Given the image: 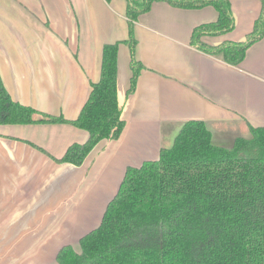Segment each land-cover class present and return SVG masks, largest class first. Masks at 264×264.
Here are the masks:
<instances>
[{
	"label": "crops",
	"instance_id": "0c3cea01",
	"mask_svg": "<svg viewBox=\"0 0 264 264\" xmlns=\"http://www.w3.org/2000/svg\"><path fill=\"white\" fill-rule=\"evenodd\" d=\"M230 1L236 27L204 41H240L253 30L262 0ZM126 11V0H0V76L15 101L77 119L100 79L104 45L119 42L126 121L121 136L102 140L82 165L54 157L86 142L88 131L67 122L0 124V264H59L64 245L80 250L127 167L158 159L184 122H207L214 142L225 146L264 125V37L232 65L192 44L196 27L218 19L214 6L155 2L135 23L144 69L128 95Z\"/></svg>",
	"mask_w": 264,
	"mask_h": 264
},
{
	"label": "trees",
	"instance_id": "16d2710c",
	"mask_svg": "<svg viewBox=\"0 0 264 264\" xmlns=\"http://www.w3.org/2000/svg\"><path fill=\"white\" fill-rule=\"evenodd\" d=\"M111 2V0H106ZM135 92L144 65L136 58L135 23L155 2L181 8L214 6L219 17L194 30L192 44L240 64L264 37V0L253 30L240 41L213 45L206 35L236 27L230 0H126ZM119 42L105 44L98 82L77 119L41 113L15 101L0 76V124L72 123L88 131L54 159L82 165L102 140L118 139L126 125L118 92ZM39 115L40 117H36ZM230 146L214 142L207 122H184L158 159L128 166L98 227L80 238V250L64 245L59 264H264V125Z\"/></svg>",
	"mask_w": 264,
	"mask_h": 264
}]
</instances>
